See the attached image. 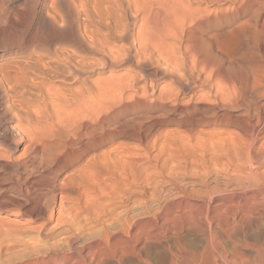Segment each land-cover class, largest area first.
<instances>
[{"label": "bare ground", "instance_id": "bare-ground-1", "mask_svg": "<svg viewBox=\"0 0 264 264\" xmlns=\"http://www.w3.org/2000/svg\"><path fill=\"white\" fill-rule=\"evenodd\" d=\"M66 1H68V0H66ZM66 1H64V2H66ZM75 1L76 0H74V2L72 1L73 2L72 5L68 1L70 7L71 6L78 7V4H80L79 6H80V8H82V10L79 11L80 9L76 8V9H79L76 11V10H74L75 7L73 8L74 11L71 10L73 12L76 11L77 16H75L74 15L75 13L73 14V12H71V11H68V12L66 11V14H64L62 12L63 15L64 16L66 15V16L62 20L63 21L62 24L58 21L61 24L62 28L61 29L59 28V31H57V30L55 31L56 36H53V37L49 36L50 38L45 37L46 39H43L41 41H38V43H35V44H37V47L33 46L35 48L34 51H32V52L30 51L31 53H29V56L28 57H25V56L22 57L23 59L20 61H17L18 60L17 59L16 61L10 60L12 62H9V63H4V64L0 63V65H1L0 66V117H1V122H0V162L1 161L8 162V160H9V161L13 162V164L16 168L17 167L19 168L20 167L19 165H21L23 167H27V164H28L27 162H29V160H26L24 158H20L18 156H17V158L16 157L12 158L13 153L19 148V146L21 144L20 140H22V139H23V142L26 143V145L22 149L24 151V154H26L30 160L31 159L33 160L36 158L39 159V161H38V163H36V165L38 164V166H43L45 164V165L49 166V165L57 163L59 161V163L56 164L57 167H56V169H54L53 174L51 173L52 175L48 174L47 173L48 171H47L46 173L48 175L43 176V178H47L45 180L48 181L46 186L45 185L42 186L40 180H35L34 178H30L29 174H28V178L25 179L28 183H27V186L25 187L26 189H24V188L23 189L26 192L25 194H27L26 195L28 197L27 199L29 201L33 200L35 202L34 205L32 204V206H30L26 209V212L32 213V214L34 213L35 215L38 216L39 219H40L39 216H42V218L45 219L44 224H46V223L48 224L49 222L54 221L53 219L55 218V214H56V213L54 214V206L59 202L58 217L55 220L56 224L49 230L46 237H48L49 235L53 236L55 234L57 236H62V235L65 236L66 235V238L62 237L61 239H57V241L54 244H52L50 246H45V247H42V246H39L36 244L30 246V244H29L30 242H29V243H26L18 251H14V252H10V253L5 252L4 247L0 246V264H84V261L88 262V264H93V262L95 260H96L95 262L97 263V259H99L98 261H101L102 258L106 259V260H112V259L116 260V257L119 258L120 262L123 261L124 259L128 258V257H134L139 264H146V261H148V260H150L156 264L158 262L162 263V264L163 263L164 264H264V240L263 241L260 240V242H259V240H256V238L255 239L253 238L254 240H256V243L254 242L255 244L252 245L253 246L252 250L250 248H249L250 250L247 249L245 247L246 246L245 245L246 243H245L244 244L245 246L242 247L241 250L237 251L235 249V251H232L234 253H230V254H232L231 259H228V257L226 256L227 254L225 255L224 253H221V250H220V252L217 250L218 246H215L213 244L214 241H216V240H214L215 235L210 234V232H214L217 235H218V233L224 235V233H225L224 231L227 232V230H225L224 226L221 225V222H223L225 220L220 222V218L223 216L225 211L229 210V209H231V212H233L235 210L233 212L234 218H232V222L230 221L231 223L227 222V223H225V225L227 227H229L232 232H234V229L237 227L234 224L236 221L235 216H237V215H238V218H239V216H241L240 217L241 223L243 222V220H246L247 223H250L251 221L253 222L254 218L251 217L253 215H250V214L255 209V207L258 206V204H257L258 201H260V202L262 201V204L264 203V191L261 192L262 200H258L256 198L257 196L255 195L253 198H248L244 202V204H242L240 202V200H239V202H237V204H235L236 203L235 202L234 204H232L230 206L229 205L227 206L224 204V202H221L220 205L218 204L219 206L214 205L213 210L211 209V206H210V207L203 209L200 212L196 211V208H195V211L193 209L194 212H191L187 209V207L185 209L182 207L181 201L176 203L173 200L170 201V199H167L166 202H164V204H162V201H161L162 197L160 199V197H159L160 194L159 195L157 194V192L159 190L154 189L157 192L155 191V193H154V199L149 200V201L152 202V206H153V204L155 205L154 209L157 208L159 210V208H160L161 211H159V212L163 213L164 214L163 216H165V218L169 217V219H166V221L161 224L158 222L159 219L158 220L156 219L157 217L156 218L151 217V215L149 214L151 212V207L145 203L147 198L145 197L146 200L144 201V199H143L144 197L143 198L141 197L143 199L142 202L138 201L139 195L137 196L138 191L136 189L132 190V192L134 191L133 194H135V197L133 194L132 195H133V198H136V196H137V198H136V200L138 201L137 209L141 211V214H147V216H142V217H139L140 215L138 217L130 216L131 214H129L130 213L129 211L134 208L136 201L133 202L134 200H132V202L134 203V206L133 205H130V206H133V208L130 207L131 208L130 209L127 206L128 205L127 201L130 200L129 194H131L132 192L130 189V193H129V191H127L128 189L126 190V188H124L125 186H123V185H129L130 187L133 185V186H136V188H137V185H135V183H137V181H135L136 179H135V177H133V175H131L132 176L131 177L129 174H127L126 175L127 177L129 175V177L134 178L133 180L132 179L131 180L135 181V182H132L131 185L129 184L128 179L123 174V173H125L126 167H124V166L126 164H125L124 160L119 159L120 161H122V163L124 162V165H123L124 170L122 169L124 172L121 170L123 173L122 172L120 174L118 173L119 176H117V177L119 179L116 177L117 173L112 172V176L114 174H116L115 176H113V177H115L114 182L118 181V183H117L118 186H120V184L123 183V185L121 184L120 187L123 186V188H121V189H125V190L118 192V194H119L118 202L113 204L112 203L114 201L113 200L112 202H110V203H112L111 205L109 204V202H108L109 205L106 202H103V205H104V203H106L108 206H111L110 207L111 210L108 211L109 209L107 210L106 208H102L108 212L105 213L103 210V212H104L103 213L102 210H100L102 212V213H100L101 215H97V214H99L97 212H99L98 209H100V208L96 206L98 211L96 212V210H95V212H93V214L91 212V214H92V216L93 215H97V216H95V218L92 219L94 216L91 218V217H89L90 214L89 215L86 214V215H88L87 216L88 218L86 217L87 220H86L85 224H83V226L79 227L78 225H81V224L77 220L80 217L79 218H77V217L80 214L82 215V212L80 214L78 213V211L80 210V207H78L79 205L77 203V199H76L77 197L72 199L68 195L69 192L72 191V189L68 186V184L69 183L72 184L73 182L67 183L65 180L63 182V181H61V179H59L60 172H62V171L66 172V173L68 172L67 175L69 176V179L71 181L73 179H75L74 183H77V181L79 180L78 183L81 184L83 182L82 185L84 184V187H85L86 182L84 183V180L86 179V177L84 178V175L91 174L90 178L92 177V175L95 176L93 173H94L95 163L98 164V162L96 161L98 156L95 155L96 153L95 154L89 153L90 151L92 152V149L95 147V146L93 147V143H94L95 138L92 136L93 132L91 130L92 129L91 122L94 123V120L96 119L97 116L100 118L101 114L103 115L104 112L106 113L108 110H110V107H112V108H113V106L115 107V104L117 107L119 105V104L117 105V103H120V102L122 103V101H124L126 99H129V100L132 99L134 102L135 101L134 99L137 100V99L141 98V101L142 100H144V101L142 103H140V100H137V103L138 104H144V105L149 104V103L153 104L155 102L161 104L160 107H161L162 113L160 115L155 114L156 116H158L157 119L158 118L162 119L163 117L167 118L169 115L175 114L178 112L177 118H175L173 120H175L177 125L185 126V128L187 127V129L186 130L184 129L185 131L182 132L181 137H183L184 139H188L192 142L194 141L192 143L193 145L190 143L193 146L192 149H196V148L198 149L199 148V150L201 149V150H203V152H208V153H210V151H220L221 150L220 152L222 153V151L224 152V150L226 152L232 150V151H234V154H235V151L239 150L241 148V146L244 145V146H246V149H247V152H246L247 155L243 154L244 152L242 153V151H239L240 153L238 152L237 154L240 155L242 153L243 155H245V157L247 156L248 159H246V160L247 161L250 160L249 162H252V160H257V161L261 160L264 162V140H263V143L260 144V148L257 147L258 150L256 148V144H258V141L262 138L261 136L264 133V88H262L260 85V83L261 82L263 83V80H264V68L261 66L257 67V65L255 66V68H254V66H251V69L252 68L253 69L248 73V78H247V81H245L246 83L244 82L245 83L244 87H243V85L240 84V82L242 81L243 78L241 79V81L239 80L240 82L234 80L235 82H238V84H240V86H242V87H240L238 84H237L238 86H236V84H235V82H233L232 78L230 79L231 81L230 80H228V81L231 83L233 82V84H235L233 86H229L226 83V81H221L222 80L221 77H220V80L212 82L210 77L203 79L201 77V73L197 74L195 69H194L195 66H194V68H188L186 66L185 62L183 61L184 58L182 60L180 57L181 55L178 56V53H179L178 51L180 49V46H177V43L178 42L181 43L183 40L185 42H191V41L197 40L199 43V46H200V48H202V50L210 52V50L214 49V48L212 47L209 49V47H211L210 46L211 43L209 44V41L207 40V35L210 34V33L208 34L209 28L213 27V26L221 25L224 22H227L230 24L231 28L229 31L231 33L238 31L241 34H244L243 37H245V36H246V38L249 37L251 39V43L253 42L252 43L253 49L258 48L260 46L259 40L262 37V35L264 34V18L262 16V14H263L262 10L264 9V0H248V2L243 1V3H241L242 2L241 1L240 2L241 4L238 7H233L230 13L226 12V10H228V8H227L226 10L224 9L225 12L224 11H215L216 13H213V15L209 11V10H211V8L208 7V3L210 2V0H78V1H80V2H78V4L76 3L77 1L76 2ZM234 1L235 0H233V2ZM229 2H231V1H228V3ZM228 3H226V4H228ZM73 4H75V5H73ZM66 5H67V3H66ZM66 5L64 7H66ZM222 6H221V8L223 9ZM235 6H237V5L235 4ZM67 8H66V10H67ZM62 11H64V9ZM40 14H42V13H40ZM51 15H52L51 17L53 18L54 15L53 14H51ZM61 15L62 14L60 13V16ZM49 17H50V15H49ZM55 17H56V15H55ZM57 17H56V19L53 18L54 19L53 21L57 20ZM81 17H84V19L81 20L80 19ZM43 20H45V19H43ZM51 21H50V23H51ZM60 21H61V18H60ZM55 24H56V21H55ZM132 25H134V27L136 26V29L134 31H133V29H131ZM41 26H40V29H42ZM49 26H50V24H49ZM50 27L53 29L54 27H57V26L53 27V24L51 23ZM228 29L229 28L227 27L226 30H228ZM224 30H225V28H224ZM226 30H225V33H226ZM35 31H34V33H35ZM42 31H43V29H42ZM53 32H54V30H53ZM221 32L223 33L222 30H221ZM233 33H232V35H233ZM28 34H29V32H28ZM40 34H42V33H40ZM220 34H219V36L221 37ZM33 35H32V37H34ZM215 35L216 34L210 35L209 38H211V41L213 40L212 37H214ZM219 36L217 35V38ZM228 36H229V38L231 37L230 35H228ZM234 36H232V37L234 38ZM236 36H237V34H236ZM32 37H30V38L32 39ZM225 37H226V34H225ZM232 37L230 38L231 41H236L235 39L232 40L233 39ZM240 37H241V35H240ZM240 37L237 38L238 43L240 41L243 42L242 40H246L243 38L242 40L239 41L238 39H240ZM263 37H264V35H263ZM38 38H39V36H38ZM41 38H39V39H41ZM230 39L228 41H230ZM213 41L217 42V43L214 42L216 44L215 46H217L219 39H218V41L217 40H213ZM220 41H222V40H220ZM228 41H226V38H225L224 42L227 43ZM231 41H230V43H231ZM32 42H34V41H32ZM238 43H236V44H238ZM246 43H247V40H246ZM232 44H233V42H232ZM232 44H230V45H232ZM236 44L234 46H236ZM244 44H245V42H244ZM226 45H224V43L222 42V47L226 46ZM238 45L241 46V43H239ZM239 46H238V48H242V46L241 47H239ZM243 46H246V45H243ZM217 47H219V46H217ZM226 47H230V46L227 45ZM185 48H186V46H185ZM236 49H237V47H236ZM244 49H246V48L244 47ZM31 50H33V49L31 48ZM217 50H218V48H217ZM219 50H220V48H219ZM221 50H220V52H221ZM222 51H225V49ZM247 51H249V50L247 49ZM185 53H187V49L185 50ZM215 53H217V51ZM249 53H250V51H249ZM179 54H183V53L180 52ZM188 54H190V51ZM188 54H187V56H188ZM97 55L100 58H96ZM4 56H6V55L1 53L0 57H4ZM217 56H218V54H217ZM184 57H185V55H184ZM188 57H190V55ZM200 57H203V56H200ZM14 60H15V58H14ZM7 61H5V62H7ZM124 63L131 64V65H129V68H131V66H132V68L134 67L136 69H138V68L144 69L145 68V69H147V72L149 71L148 75L145 74V76H146L145 79H144V76H142V74H141V77H139L137 75L138 73L134 72L133 71L134 69L131 70L132 69L131 68L130 71H128L127 73L125 71V73H126L125 75L123 73H120V75L118 74L117 76H115L113 74H111L110 76H108V74H107V76H100V75H98L100 77H98L97 75H96L97 77L95 76V73L97 72V68H98V70H99V68H101L100 71L102 69L117 67V66H120V68H122L121 65ZM246 64H248L247 61H246ZM219 68H221V66H219ZM224 68H225V66H224ZM230 68L232 69V66H230ZM248 68H249V65H248ZM221 70H222V68H221ZM232 70H234V69H232ZM236 71L238 72L239 70H236ZM218 72L224 73V70H222V71L219 70ZM223 73H221V74H223ZM216 74L218 75V73H216ZM226 75L228 76V74H226ZM221 76H223V75H221ZM215 77L219 78L218 76H215ZM233 77L236 78V80L238 79L237 78L238 76L235 77V74ZM141 78L144 79V83L136 86L135 84ZM157 78H169L170 81L169 80H167V81H169V83L170 82L171 83H170V85L165 84L164 86L161 85L162 87H159L157 84V81H156ZM223 78H224V76H223ZM67 80H73V83H72L73 85H70L71 81L69 82L70 84L67 83ZM224 80H226V79H224ZM55 81H59L62 84L59 83L60 85H57V83H55ZM65 82H66V84H65ZM223 82L227 85H224ZM67 84H69V86ZM201 87L207 88L208 91L206 94L204 93L205 95L202 94L200 96L201 97L200 98L196 94H197V89L201 88ZM248 89L251 93V95L249 93L250 96L245 95V93ZM130 91H132V93H129ZM185 93L190 94V99L186 100V102H181V97L183 99L182 95ZM201 93H203V92H201ZM139 94H141V95H139ZM207 94L208 95L211 94V96L214 97V100L213 101L206 100L208 98L206 96ZM150 95L156 96V98H154V99L152 98L151 100H149L148 96H150ZM128 102H127L128 104L133 105L132 102L131 103H130V101H128ZM190 105L196 106V107H194L193 111L189 110ZM49 107L52 111L49 110ZM34 108H35V110H34ZM111 112H113V110ZM155 115H151V116L149 115L150 117L149 116L148 117L149 118H151V117L155 118L154 117ZM143 116H144V114H143ZM52 117L55 118V121L52 119ZM139 117H138V119H139ZM141 117H142V115H141ZM103 118H105V116ZM149 118H148V121H149ZM128 119H127V122H128ZM132 119L135 120V125L138 124V123H136L135 117ZM12 120L13 121L16 120L17 123L13 124ZM84 121H86L88 123H86V125L83 126V128H82L81 125ZM97 121H100V120L98 119ZM103 121H105V119ZM137 121L139 122L140 120H137ZM141 121H140V124L143 125V122L141 123ZM144 122H145V120H144ZM168 123H170V122H168ZM228 124H232L233 126H236L238 129H240L241 135L237 133L238 131L234 132V131L229 130L230 132L227 131V133H226V131L222 129L223 131H225L226 135L228 136L227 139H225L226 137L224 138V136H225L224 132L221 131V132H217L214 134V135L220 136V137L217 136L216 139L214 138L216 143L214 142L213 139L211 140V138H210V140H211V142H210L211 145H210V143L206 142L207 140H205V138H204L206 143H203L202 145L197 144L199 141H198V139H196V137H197L196 135H201L200 134L201 132L198 131L199 128H207V129L212 128L214 130V129H220V128H222V126H225ZM103 125H105V123H103ZM138 125H137V127H138ZM108 126H105V127H108ZM123 126H126V125H123ZM128 126L131 127V125H128ZM150 126L152 127L153 125L150 124ZM169 127H172V126H169ZM131 128H135V127H131ZM225 128L226 127H224V129ZM83 129H84V133L80 134L81 130H83ZM105 129H109V128H105ZM113 129H112V131H113ZM119 129H118V131H119ZM160 129H161V127H160ZM160 129H158V130H160ZM212 129H210V131ZM158 130H157V132H158ZM126 131H128V130H126ZM148 132H150V130ZM157 132H155V133L157 134ZM173 132H175V130ZM101 133H102V130L100 132V135H102ZM105 133H106V130H105ZM168 133H170V132H168ZM103 134H104V131H103ZM142 134H143V132H142ZM193 134H196L195 138L192 137ZM132 135H134V133ZM175 135L176 134H174V137H175ZM222 135H224V136L222 137ZM158 136H159V134H158ZM166 136H169V137L171 136V140L174 138L172 135H166ZM71 137L73 138V140L70 139ZM84 137H86L88 141L86 140V142H84V144L81 147H77V149H73L74 144L76 145V143L81 141L82 138H84ZM159 137H164V136L160 135ZM211 137H212V135H211ZM218 137H219V139H218ZM243 137H245V138L247 137L248 143H246L247 141L246 142L242 141ZM191 138L192 139L194 138L198 142L196 143V141L191 140ZM220 138L225 139L226 141L229 139L228 141H231V142L224 143L225 141L223 140L224 142H222V140H221V142H222L221 143ZM174 139L177 140L176 138H174ZM199 139H201V138H199ZM168 140H169V138H168ZM178 141L179 140H177L176 142L172 141L170 144L175 143V145H177ZM212 141L214 143H212ZM145 142H147V141H145ZM163 142H164V140H163ZM179 142H182V141H179ZM202 142H204V141H202ZM194 143H196V144H194ZM207 143H209V145ZM162 145L165 146L164 143ZM178 145H177V147L179 148ZM113 146H112V149L114 151L115 148L118 146L116 145V147H114V148H113ZM170 146L171 145H169V147ZM147 147H149L148 143H147ZM153 147H151V148L153 149ZM180 147H182V146L180 145ZM120 148H122V147L120 146ZM183 148H184V146L182 147V149ZM112 149H111V151H112ZM122 149L120 151H122ZM162 149H164V148H161L159 150H160V152H163V154L156 152L158 155H160V156H158L159 162L162 161V160H159V158L162 157V155L167 154L166 152L161 151ZM174 149H176V148H174ZM244 149H245V147H244ZM166 150H167V148L165 149V151ZM170 150H168V152ZM240 150H242V149H240ZM111 151H108V153L110 154ZM116 151H117V149H116ZM116 151H115V154H116ZM120 151H118V152H120ZM125 151L127 152V150H125ZM149 151H148V153H149ZM106 152H103L102 155L99 153L98 154L101 156H105L106 154L109 155ZM126 152L122 151V153L121 152L120 153L123 154ZM178 152H180V151H178ZM182 152H180V153H182ZM220 152L218 153V158H219ZM131 153H133V152L129 151V155ZM148 153H147V156H149V157H147L144 154L143 155L146 156L147 159L149 158L148 160H150V159H152L153 156L152 157L150 156L152 153H150V155H148ZM164 153H166V154H164ZM170 153H172V150ZM180 153L179 154L177 153L178 157H179ZM196 153H198V152H196ZM199 153H198V155H200ZM121 154L118 153V155H121ZM174 154H175V152H174ZM212 154H213V152L210 155H212ZM226 154H228V153H226ZM231 154H233V152ZM242 154H241V158L244 157V156L242 157ZM132 155L134 156V153ZM132 155L129 156V159H130V157H132ZM138 155H139V153H138ZM143 155H142V157L145 158ZM192 155H193V153H192ZM19 156H22V155L20 154ZM110 156L112 157V152H111ZM115 156H117V155H115ZM115 156L113 154V157H115ZM121 156H124V155H121ZM140 156H141V154H140ZM154 156H156V155H154ZM172 156H171V159H174V158H172ZM181 156L182 155H180L179 158L184 159V157H181ZM185 156H187V155H185ZM190 156H191V154H190ZM208 156L209 155H207L206 157H208ZM223 156H224V154H223ZM107 157H109V156H107ZM113 157L111 159H113ZM126 157H128V156H126ZM178 157H177V160H180ZM188 157L189 156H187L186 158H188ZM210 157L207 158L204 162L208 161V159H209L210 160L209 162L211 165V162L213 161V160L211 161V159H213L214 157H213V155ZM225 157H223V158H225ZM228 157H229V155L227 156V158ZM101 158H103V157H101ZM175 158H176V156H175ZM201 158L199 157L198 161L202 165L204 158L202 159V162H201ZM220 158H219V160H222ZM239 158H240V156H239ZM103 159H106V157H104ZM123 159H125V158L123 157ZM154 159L157 160L155 157H154ZM154 159H153V161H154ZM168 159H169V157H168ZM168 159L164 160L165 161L164 164L167 163L166 161ZM101 160H98L100 162L99 164H101V163L103 164V161H101ZM107 160H108V158H107ZM107 160L104 161V164H106L107 162H110ZM109 160H110V158H109ZM133 160L134 159H132V161ZM140 160H143V159H141V157H140ZM192 160H195L197 162L195 156L191 159V161H190L191 163H192ZM241 160L242 159H240V161ZM112 161H114V162H112ZM112 161L111 162L115 165V161H117V160H112ZM136 161H138V160L135 159V162ZM172 161L177 162L175 159ZM195 161L193 162L194 166L196 163ZM226 161L227 160L223 161L224 164L222 163V161L221 162L219 161V163H221L220 165L222 166L221 169L223 168V165L225 166V165L229 164V163L225 164ZM82 162H85V163L82 164ZM130 162H131V160H130ZM143 162H145V161H143ZM175 162H171V163L174 164ZM179 162H182V161H178V163ZM228 162H231V160ZM243 162L245 163L244 159H243ZM146 163H144V164H146ZM214 163H215V161H214ZM216 163H218V162L216 161ZM219 163L215 164V165H218V168H219V169L216 168V170L220 171L221 169L219 167ZM247 163L248 162H246L245 164H247ZM119 164H120L119 162H116L115 166L117 167V166H119ZM161 164H162V162L160 163V165ZM188 164H190V163H188ZM240 164L241 163H239L240 167L237 166V167H239V169H241V167H242V165H240ZM249 164H247V165H249ZM110 165H111V163H110ZM179 165H180L179 167H183L185 164L182 165L180 163ZM231 165H232V163H231ZM247 165H246V167H247ZM100 166L104 167L103 165H100ZM100 166L98 165V167H100ZM106 166H107V170H108L109 169L108 168L109 163L106 164ZM112 166L113 165H111L110 168H112ZM115 166L113 168L117 169ZM136 166H137L136 168H135V164L132 166V167H134L133 168L134 171H137L136 169H138V167H140L139 165H136ZM166 166L164 165V167H163V165H162L163 169L160 168V166H159V168L164 171V168L166 169ZM168 166L171 168L170 165H168ZM172 166H175V165H172ZM198 166L200 167V164ZM198 166L196 164L195 167L197 168ZM203 166H206V164L202 165V167ZM233 166H231V167L229 166V167L233 169L236 167V164H235V167H233ZM249 166H248V168H249ZM98 167H96V168L98 169ZM127 167H128V165H127ZM130 167H128V168H130ZM149 167H151V166L149 165ZM175 167H176V169L174 171H176L179 168L177 165ZM210 167L212 168V166H210ZM229 167H227V168H229ZM256 167H258V166H256ZM46 168H48V167H46ZM120 168H122V166ZM128 168H126V170ZM187 168H188V166H187ZM192 168H194V167H192ZM192 168H189L187 170H190ZM203 168H201V170H203ZM206 168H208V167L204 168L205 171H206ZM211 168H209V169L211 170ZM248 168H246V169H248ZM259 168H257V169H259ZM33 169H35V168H33ZM49 169H50V167H49ZM97 169H95V170H97ZM102 169H104V168H102ZM147 169H150V168H147ZM179 169H181V168H179ZM184 169L185 168H183L182 171ZM194 169L192 171H194ZM209 169H207V170H209ZM242 169L244 170V167H242ZM36 170H39V168H36ZM41 170H42V168H41ZM98 170L101 171L100 169H98ZM104 170H105L104 171V173H105L107 171L106 167ZM119 170H118V172H120ZM139 170H141V168H139ZM143 170H144V168H143ZM154 170H155V168H154ZM167 170H169V169H167ZM201 170L197 169V171L200 172V174H202ZM222 170H224V169H222ZM222 170H221V172H222ZM225 170H226V168H225ZM236 170L233 172L234 173L237 172ZM243 170L241 173L242 176L244 174L246 175V173H247L246 172L243 174V172H244ZM28 171H29V169H28ZM130 171H132V170H129V173H131ZM144 171H143V173L148 174L147 173L148 171L147 172L146 171L144 172ZM169 171L171 173L173 172L172 170H169ZM182 171L179 170V172H182ZM186 171H184V172H186ZM195 171H196V169H195ZM228 171H229V169H228ZM228 171L223 172L222 174L224 175V173H229ZM247 171H249V170H247ZM32 172H35V170H33ZM138 172H140V171H137L135 174L137 175ZM152 172L153 173H151V174L153 175L154 171H152ZM164 172L166 173L167 171H164ZM164 172H162V173H164ZM184 172H182V176L184 175L183 174ZM190 172H191V170H190ZM203 172H204V170H203ZM211 172L214 174L213 170H211ZM22 173L24 174V172H22ZM141 173H142V171L140 172V174ZM194 173H196V172H194ZM204 173H206V172H204ZM212 173H211V175H212ZM234 173H233V176H234ZM250 173L247 174L246 176L244 175L246 177V178L243 177V178H245V180L242 178L244 182H241V177L239 179L238 176L236 175L234 180H236V177H237L239 179V180L237 179L239 181V182L238 181L237 182H238V184H241V186L237 187L236 184L234 183L235 186L233 184L232 187H236V188H231V189H238V188L247 189L249 187L251 189V186L254 187V185H256V184H258V187L263 186V185L259 184L260 182L259 183H257V182L262 178L261 176L264 175V172L262 170L260 171V173H263V175L262 174L259 175V172L258 173L256 172V174L259 175L258 177L256 175V177L259 178V180L257 182L255 181L256 184H254V185L250 184V181L252 180V182H253V179L257 180V178L254 176L255 178L252 177V179H250L251 178V177L249 178ZM146 174H141V175H137V176H140V177L142 175L146 176ZM166 174H165V176H166ZM219 174H218V176H219ZM253 174H254V172H253ZM104 175H103V177L105 179ZM152 175H150V176H152ZM99 176H98V178H99ZM148 176H149V174L147 175L146 179L148 178ZM176 176L175 177L172 176V180L173 179L175 180ZM179 176H177V177H179ZM185 176L188 177L186 174H185ZM196 176H199V173H198V175L196 173ZM202 176L201 177L203 178V181H205L204 180L205 176L204 175H202ZM216 176L217 175H215L214 178H216ZM220 176H221V174H220ZM251 176H252V174H251ZM108 177H110V176H108ZM154 177H156V176H154ZM167 177L171 178V176H167ZM207 177H209V176H207ZM221 177L223 178L224 176H221ZM8 178H6V179H8ZM64 178L65 177H63V179ZM66 178H68V177H66ZM87 178H89V176ZM90 178H89V180L92 181L93 177L91 178L92 180ZM101 178L102 177H100V179ZM116 178H117V181H115ZM136 178L138 180V177H136ZM141 178H142V180H144L143 179L144 177H141ZM149 178H148V182L151 181V183H152L153 180H149ZM159 178H161L160 175H159V177H156V179H159ZM170 178H167V179H170ZM202 178H200V179L202 180ZM214 178H212V179L214 180ZM222 178H221V180H222ZM227 178H228V176H227ZM11 179H13V178H11ZM163 179H165V178H163ZM179 179H181V178H178L177 181ZM216 179H218V178H216ZM232 179H233V177H232ZM263 179H262V182L264 181ZM86 180H88V179H86ZM142 180L140 182L141 185H145L142 182ZM181 180H179V182L182 184L185 182L186 179L183 180L184 182H181ZM195 180H198V179H195ZM248 180H250V181H248ZM107 181H109V179L106 180V182H105L106 184H108L106 187H105L106 184L103 183L104 180L102 183L104 185L103 186L104 188L109 189V183H107ZM111 181H109V182H111ZM159 181H156V183H158ZM165 181L167 182L169 180H165ZM177 181H175V184L177 183ZM218 181H216V182H218ZM224 181H222V184L221 183L220 184L221 185L225 184L226 185L225 187L228 188L230 185V182L232 180L230 181V179H229V180H227V182H224ZM138 182H139V180H138ZM148 182L146 181L145 183H148ZM161 182H163V181H160V183ZM188 182L189 181H187V183ZM198 182H196V183H198ZM211 182H212V180H211ZM248 182H249V184H247ZM87 183H88V181H87ZM94 183H97L96 179H95ZM151 183H149V186L151 185ZM160 183H158V184H160ZM201 183H203V182H201ZM113 184L114 183H112V186H110V187H114ZM214 184H215V182H214ZM178 185H179V183H178ZM72 186H74V184H72ZM94 186H97V185L94 184ZM100 186L102 187L101 184L99 185V187ZM118 186H117L116 191H119ZM129 186L127 188H129ZM149 186H147V187H149ZM152 186L154 187L155 185H153V183H152ZM156 186H157V184H156ZM180 186L183 187L182 185H179V187ZM37 187H39V188H37ZM87 187H89V186H87ZM143 187L146 188L145 186H143ZM176 187H178V186H176ZM186 187H187V184H186L185 188ZM205 187H208V185ZM212 187H215V186H211L209 188L211 189ZM219 187H220V185H219ZM258 187H255V188H258ZM35 188H37V190L39 191V193L36 194L37 199H34L33 195L31 194L32 191L33 192L37 191ZM114 188H116V187H114ZM166 188H170V187H165V190H166ZM218 188L215 187L212 189L214 192L216 191L214 189L219 190L218 192L223 191V190H221V188L220 189H218ZM100 189H101V191L100 190H98V191L101 193H99L98 195L102 194V192H104V191H107L106 189L104 191H102V188H100ZM110 189L112 190V188H110ZM110 189H109V191L111 192ZM150 189H148V190L150 191ZM181 189L179 190L180 192H178V190H177V192L181 193ZM186 189H184V187H183V190L186 191ZM263 189H264V187H263ZM144 190L142 189L141 191H143V193H144ZM162 190H164V188ZM170 190H171V188H170ZM200 190H201V188L200 189L198 188V190H196V189L194 190V188H193L191 191H193L192 193L196 198H199L203 202L205 201V199H208L210 196H211L210 198H212V196H214V195H211V193L212 194L214 193V192H212V190L211 191L209 190L211 193L203 192L204 190H202V191H200ZM1 191H3V190H1ZM112 191H115V190L113 189ZM141 191H139V192L141 193ZM173 191L174 190H172V192ZM227 191L225 188V192H227ZM238 191H239V189H238ZM247 191H248V189H247ZM247 191H243V193H241V194H244V192H247ZM151 192H153V191H151ZM167 192H166V195H167ZM106 193H105V195H106ZM143 193H141V194H143ZM158 193H160V192H158ZM182 193H183V191H182ZM186 193L188 194L189 192H186ZM111 194H112V192L110 193V195ZM147 194L148 193H146L145 195L147 196ZM161 194H162V191H161ZM168 194H170V193L168 192ZM216 194L218 195V193H216ZM235 194L236 193L234 192V195ZM108 195H109V193H108ZM180 195H182V194H180ZM193 195L191 197H193ZM234 195H233V197H235ZM85 196H87L86 200H88L87 203H90V205L93 204L94 201H93V203H91V202H89V200H95L96 198L98 199V197H99V196H96V193H94V191L92 192L91 190H90V192L86 190ZM175 196H173V197H175ZM243 196H245V195H243ZM247 196H248V194H247ZM17 197L18 196H16V198ZM101 197H103V196H101ZM12 198H13V196H12ZM12 198L10 197V199H12ZM141 198H139V199H141ZM168 198H172V197H168ZM184 198H186V197L184 196ZM196 198H195V200H196ZM97 199L95 201L100 200V199L99 200H97ZM148 199H149V197H148ZM176 199H177V197H176ZM174 200H175V198H174ZM256 200H258L257 203L255 202ZM163 201H164V199H163ZM6 202L7 201H3L2 203H6ZM84 202H85V200H84ZM129 203H130V201H129ZM24 204L25 203H23V205ZM98 204L101 205L102 202H101V204L100 203H98ZM88 205L85 206L84 208L87 209V207H88V210H89L90 205L89 206ZM93 205H95V203ZM108 206H105V207H108ZM93 207L95 209V206H93ZM127 207L130 210H128ZM118 209L119 210L123 209V210L118 211ZM157 209H156V211H157ZM218 209L221 210L222 212L221 213L216 212V210L219 211ZM232 209H233V211H232ZM84 212H85V210H84ZM159 212H157V213H159ZM258 212L260 214L263 213L260 211H258ZM154 213H155V211H154ZM154 213H153V215H154ZM77 214H79V215L77 216ZM157 216H159V215H157ZM230 216H231V214H230ZM161 217H160V219H162ZM34 218H35V216H34ZM83 218H85V217H83ZM200 218L202 220H205L204 221L205 224H203V226H201L200 229H202V231L208 232L210 234V238H209L210 241L208 238H206V239H208V241L210 242L209 243L210 245L209 244L208 245L211 246L212 248H210L208 246L210 251L206 252V255H200L199 254V256L197 255L198 257H195L194 254L191 253L192 250H191V252L178 250L177 251L178 253L176 252L177 254H174V252L172 253L168 249L164 248V245H163L164 241L162 239L164 237H166L164 235L165 233L170 232V231L172 233V231H173L172 234H174L175 231H178V230L183 231L184 230L187 233L188 237L190 236L189 238L191 239V233L190 232L196 228V224L194 223V220L195 219L200 220ZM229 218L230 217H228V219ZM262 218L264 219V217H262ZM222 219H223V217H222ZM80 220H82V217ZM78 222H79V224H78ZM201 222H203V221H201ZM262 222H259V224ZM263 224H264V222H263ZM97 225H99V227ZM241 227H243V226H241ZM248 227H249V225H248ZM64 229H66L67 232L63 231ZM237 230H238V228H237ZM36 231H38V230H36ZM85 231H87V232H85ZM255 231L256 230H254V232ZM10 232H13V231H10ZM229 234H230V232L228 233V235ZM174 235H171V236H174ZM168 236L166 238H169ZM243 236H245V233L243 234ZM243 236H242V238H243ZM31 237H32V235H31ZM43 237L44 236H42V238ZM82 237L83 238L87 237L86 238L87 242L84 243V239H82L83 244L80 245V247L74 246V244H75L74 242L78 239L81 240ZM207 237H209V236L207 235ZM2 238H4V237H2ZM195 238H197V237H195ZM202 238H203V236H202ZM257 238H259V237H257ZM34 240H35V237H34ZM65 240L68 241V246L65 245L66 247L64 246V243H67V242H65ZM164 240H165V238H164ZM184 240H185V238H184ZM230 240L231 239H229V241ZM173 241H174V238H173ZM191 241H192V239H191ZM191 241H189V242H191ZM103 242H108V243L112 242L111 249H112L113 254H110V253L108 254L107 251H109V250H107V249L103 250L102 249L101 244H103ZM178 242H180V241H178ZM242 242H246V241H242ZM1 243H3V242H1ZM195 243H197V242H195ZM175 244L176 243H174V245ZM108 245H110V243ZM139 245H142V247L138 248ZM169 245H171V244H168V246ZM183 245H184V243H183ZM188 245H189V243H188ZM229 245H228V247H229ZM204 246L206 247V245H204ZM204 246L201 250L204 249ZM94 247L96 248V251H92V249ZM196 247H197V245H196ZM219 247H220V245H219ZM168 248H171V247H168ZM176 248H177V246H176ZM185 248L187 249V247H185ZM208 248L206 247L205 249H208ZM223 251H225V250H223ZM229 251H230V249H229ZM141 252L144 253V256L146 257L147 260H145L144 258H143L144 260L141 259V257L139 256V253H141ZM225 253H226V251H225ZM148 263L150 264V262H148ZM119 264H121V263H119ZM134 264H136V263H134Z\"/></svg>", "mask_w": 264, "mask_h": 264}, {"label": "rangeland", "instance_id": "rangeland-1", "mask_svg": "<svg viewBox=\"0 0 264 264\" xmlns=\"http://www.w3.org/2000/svg\"><path fill=\"white\" fill-rule=\"evenodd\" d=\"M64 1H66V0H0V55H1V53L2 54H5L6 56H4V57H0V63L1 64H4V63H9V62H12V61H16L17 59V61H20V60H22L23 58L22 57H28L29 56V53H31L32 51H34V47H37V44H35V43H38V41H41V40H43V39H46V38H50V37H53V36H56V30L57 31H59V28L61 29L62 28V26H61V24L63 23V18L66 16H64L63 15V13L64 14H66V11L68 12V11H71V10H73V8L75 7V6H71L70 7V5H69V3H68V1L70 2V4L72 5V3L74 2V0H68V1H66V2H64ZM73 1V2H72ZM77 1V2H76ZM75 2L78 4V2H80V1H78V0H76ZM228 1H231V2H229L228 3ZM242 1V2H241ZM243 1L244 2H248V0H235L234 2H233V0H210V2L208 3V7H210L211 8V10H209L211 13H212V15H213V13H216L215 11H224L225 12V10L228 8V10H226V12H228V13H230L231 12V10H232V8L233 7H238L241 3H243ZM236 2V3H235ZM241 2V3H240ZM66 3H67V5H66ZM215 3V4H214ZM218 3V4H217ZM226 3H228V4H226ZM237 5V6H235V4ZM66 5V7H64L65 5ZM210 4V5H209ZM220 4V5H219ZM234 4V5H233ZM69 5V6H68ZM73 5H75V4H73ZM80 4H78V7H75L74 8V10H79V11H81L82 10V8H80V6H79ZM215 5V6H214ZM217 5V6H216ZM223 5V6H222ZM214 6V7H213ZM221 8V6L223 7V9L221 8H219V7ZM69 9H68V8ZM213 7V8H212ZM226 7V8H225ZM230 7V8H229ZM66 8H67V10H66ZM76 8H79V9H76ZM209 8V9H210ZM216 10H215V9ZM41 9V10H40ZM64 9V11H62ZM218 9V10H217ZM220 9V10H219ZM225 9V10H224ZM43 10V11H42ZM73 10V11H74ZM73 11H71V12H73ZM73 12V14L75 15V16H77L76 15V13L77 12ZM214 11V12H213ZM263 11V14H262V16H263V18H264V9L262 10ZM38 12V13H37ZM48 12V13H47ZM56 12V13H55ZM63 12V13H62ZM40 13H42V14H40ZM46 13V14H45ZM60 13L62 14L61 16H60ZM50 15V17H49V15ZM51 14H53L54 16H53V18L55 17V15H56V17H57V20H55L56 21V24H55V21H53L54 19H56V17L53 19L51 16ZM16 15V16H15ZM44 15V16H43ZM82 16V15H81ZM49 17V18H48ZM60 18H61V21H60ZM43 19H45V20H43ZM50 19V20H49ZM59 19V20H58ZM81 20L82 19H84V17H81L80 18ZM52 20V21H51ZM50 21H51V23L53 24V27L54 26H57V27H54L53 29L50 27L51 26V23H50ZM61 23H59V22ZM54 22V23H53ZM41 23V24H40ZM59 23V24H58ZM40 24V25H39ZM49 24H50V26H49ZM59 26H58V25ZM133 24V23H132ZM229 23H227V22H224L223 24H221V25H217V26H213V27H210L209 28V30L211 31H209L208 30V34L209 35H207V40L209 41V44L211 43V47H209V49L210 48H214V49H211L210 50V52L209 51H204V50H202V48H200V46H199V43H198V41L197 40H195V41H191V42H185L184 40V42L182 41L181 43L180 42H178L177 43V46H180V49H179V53L181 52V53H183V54H179L178 53V56H180L181 57V59L183 60V58H184V62H185V64H186V66L188 67V68H194V66H195V71H196V73L197 74H199V73H201V77L204 79V78H208V77H210L211 78V80H212V82H215V81H217V80H220V77L222 78V80L221 81H226V83L229 85V86H233V85H235L236 84V86H240V84L241 85H243V87L245 86V81H247V78H248V73L253 69H251V66H254V68H255V66L257 65V67H263L264 68V37H263V35H262V37L260 38V40H259V47L258 48H254L253 49V42L251 43V39L249 38V37H247L246 38V36L245 37H243V35L244 34H241L240 32H238V31H235L234 33H233V35H232V33L229 31L230 30V24L228 25ZM34 25V26H33ZM39 27H38V26ZM42 25V26H41ZM227 25V26H226ZM40 26L42 27V29H43V31H42V29H40ZM45 26V27H44ZM61 26V27H60ZM39 29H38V28ZM218 27V28H217ZM227 27L229 28L228 30H226L227 29ZM45 28V29H44ZM224 28H225V30H226V33H225V30H224ZM34 29V30H33ZM38 29V30H37ZM131 29H133V31L136 29V26L134 27V25H132L131 26ZM216 29V30H215ZM29 30V31H28ZM36 30V31H35ZM53 30H54V32H53ZM221 30L223 31V33L221 32ZM34 31H35V33H34ZM38 31V32H37ZM214 33H213V32ZM28 32H29V34H28ZM228 32V33H227ZM237 32V33H236ZM39 33V34H38ZM40 33H42V34H40ZM221 33V34H220ZM239 33V34H238ZM34 34V35H33ZM36 34V35H35ZM50 34V35H49ZM54 34V35H53ZM211 34H216L214 37H212V39L213 40H217L218 41V39H219V41L220 40H222V41H218V45L217 46H219V47H217V46H215L216 44L215 43H217L216 41H211V38H209L210 37V35ZM219 34L221 35V37L219 36ZM225 34H226V37H225ZM236 34H237V36H236ZM32 35L34 36V37H32ZM46 35V36H45ZM217 35L219 36L218 38H217ZM228 35H230L231 37L232 36H234V38L232 39V40H236L237 41V38H239L240 37V35H241V37H240V39H238L239 41L240 40H242L243 38L244 39H246L247 40V43H246V40H242L243 42H239V43H241V46H242V48H238V41L236 42V41H231V37L229 38V36ZM32 37V39L30 38V37ZM38 36H39V38H41V39H39L38 38ZM44 36V37H43ZM50 36V37H49ZM224 36V37H223ZM37 37V38H36ZM46 37V38H45ZM216 38V39H215ZM224 40H223V39ZM225 38H226V41H228L229 39H230V41H231V43H230V41H228L230 44H232V42H233V44L232 45H230L228 42L226 43V42H224L225 41ZM39 39V40H38ZM32 41H34V42H32ZM211 41V42H210ZM29 42V43H28ZM31 42V43H30ZM215 42V43H214ZM222 42L224 43V45H228V46H230V47H226V46H223L222 47ZM244 42H245V44H244ZM252 44H250V43ZM180 43V44H179ZM221 43V44H220ZM226 43V44H225ZM236 43H238V44H236ZM221 46H220V45ZM236 44V46H234ZM246 45V46H243V45ZM26 45V46H25ZM198 45V46H197ZM28 46V47H27ZM31 46V47H30ZM34 46V47H33ZM185 46H186V48H185ZM241 46H239V47H241ZM191 49H189V48ZM236 47H237V49H236ZM244 47L246 48V49H244ZM31 48L33 49V50H31ZM217 48H218V50H217ZM219 48H220V50L222 49V50H224L225 49V51H222L221 50V52H220V50H219ZM234 48V49H233ZM11 49V50H10ZM18 51H17V50ZM187 49V53H185V50ZM189 49V50H188ZM247 49L250 51V53H249V51H247ZM20 50V51H19ZM181 50V51H180ZM17 51V52H16ZM23 51V52H22ZM26 51V52H25ZM31 51V52H30ZM189 51H190V54H188L189 53ZM217 51V53H215V52ZM229 51V52H228ZM227 52V53H226ZM187 54H188V56L190 55V57H188L187 56ZM215 54V55H214ZM217 54H218V56H217ZM221 54V55H220ZM223 54V55H222ZM184 55H185V57H184ZM244 55V56H243ZM183 56V57H182ZM198 56V57H197ZM200 56H203V57H200ZM217 58H216V57ZM250 56V57H249ZM15 58V60H14V58ZM11 58V59H10ZM96 58H100L98 55L96 56ZM197 58V59H196ZM244 58V59H243ZM248 58V59H247ZM238 59V60H237ZM8 60V61H7ZM10 60H12V61H10ZM228 60V61H227ZM5 61H7V62H5ZM196 63H195V62ZM237 61V62H236ZM246 61H247V63L248 64H246ZM253 63H252V62ZM193 62V63H192ZM225 62V63H224ZM127 66H126V65ZM235 64V65H234ZM253 64V65H252ZM129 65H131V64H129V63H124V64H122L121 66H122V68H120V66H117V67H111V68H106V69H102L101 71H100V69L101 68H99V70H98V68H97V72L95 73V76L97 75H100V76H107V74H108V76H110L111 74H113V75H115V76H117L118 74L120 75V73H123L124 75L128 72V71H130V69L132 68V66H131V68H129ZM247 65V66H246ZM248 65H249V68H248ZM1 66V65H0ZM219 66H221V68H222V70H224V73L223 72H218L219 70L220 71H222L221 70V68H219ZM224 66H225V68H224ZM230 66H232V69H234V70H232L231 68H230ZM217 68V69H216ZM219 68V69H218ZM134 69V70H133ZM216 69V70H215ZM226 69V70H225ZM228 69V70H227ZM249 69V70H248ZM107 70V71H106ZM131 70H133L134 72H136V73H138L137 75L139 76V77H141V74H142V76H144V79H145V74L146 75H148V72H147V69H140V68H138V69H136V68H132ZM212 70V71H211ZM215 70V71H214ZM218 70V71H217ZM236 70H239L238 72L236 71ZM115 71V72H114ZM122 71V72H121ZM124 71V72H123ZM125 71H126V73H125ZM139 71V72H138ZM143 71V72H142ZM233 71V72H232ZM236 71V72H235ZM118 72V73H117ZM147 72V73H146ZM208 72V73H207ZM215 72V73H214ZM103 73V74H102ZM210 73V74H209ZM214 73V74H213ZM216 73H218V75L216 74ZM221 73H223V74H221ZM228 74V76L226 75V74ZM235 74V77H237L238 79L236 80V78H234L233 76H234V74ZM241 73V74H240ZM122 74V75H123ZM209 74V75H208ZM225 74V75H224ZM239 74V75H238ZM220 75V76H219ZM221 75H223L224 76V78H223V76H221ZM231 75V76H230ZM96 76V77H97ZM100 76H98V77H100ZM212 76V77H211ZM215 76H218L219 78H216ZM227 76V77H226ZM240 77V78H239ZM143 78V77H142ZM140 79L135 85L137 86V85H141V84H143L144 83V79ZM232 78V80H233V82H235V81H241V79H242V81L240 82V84H238V82H235V84H233V82L231 83V82H229L228 80H230ZM159 79V80H158ZM224 79H226V80H224ZM166 80V81H165ZM167 80H169L170 81V79L169 78H157L156 79V81H157V84H158V86L159 87H162L161 85H170V83H169V81H167ZM235 80V81H234ZM71 81V82H70ZM231 81V80H230ZM71 84H70V83ZM245 82V83H244ZM55 83H57V85H60V84H62L61 82H59V81H55ZM60 83V84H59ZM67 83H69L70 85H73L72 83H73V80H67ZM224 83V82H223ZM65 84H66V82H65ZM69 84H67L68 86H69ZM227 84H225L224 83V85H227ZM232 84V85H231ZM238 84V85H237ZM260 85H261V87L262 88H264V80H263V83L261 82L260 83ZM240 87H242V86H240ZM46 91V90H45ZM207 91H208V89L207 88H198L197 89V94L196 95H198V97H200L202 94L203 95H205L206 93H207ZM201 92H203V93H201ZM47 93V92H46ZM129 93H132V91H130ZM205 93V94H204ZM249 93H250V91H249V89L246 91V93H245V95L247 96V95H249ZM139 95H141V94H139ZM250 95H251V93H250ZM249 95V96H250ZM183 96V99H182V97H181V102H186V100H189L190 99V94H188V93H185V94H183L182 95ZM207 97V99L206 100H209V101H213L214 100V97L213 96H211V94L210 95H206ZM149 98V100H151L152 98L154 99V98H156V96H148ZM201 98V97H200ZM252 98V97H251ZM135 101L133 102V100L132 99H126V100H124V101H122V103L120 104V103H117V107H116V104H115V107L113 106V108L112 107H110V110L112 111L113 110V112H111L110 110H106L107 112L105 113H103V115L101 114V116H100V118L97 116L96 117V119L94 120V123H92L91 122V127H92V136L95 138H93L94 139V143H93V147L95 148H93L92 149V152L90 151L89 153H96L95 155L96 156H98L97 157V159H96V161L98 162V164L97 163H95V168H94V175L95 176H93L92 175V179L90 178V176H91V174H88V175H84V178L86 177V179H88V180H84V183H85V187H84V184L82 185V183L80 184V183H78V181H77V183H74V180L75 179H73L72 181L69 179V176L67 175L68 174V172L66 173V172H64V171H62V172H60V174H59V179H61V181H63L64 182V180L67 182V183H69V182H73L72 184H74V186H72V184L71 183H69L68 184V186L72 189V191H70L69 192V197H71L72 199L73 198H76L77 199V203H78V207H80V210L78 211V213L80 214L81 212H82V215L80 216L79 214H77V218H79L77 221H79L80 222V224L81 225H78L79 227L80 226H83V224H85V222H86V217L89 215V217H93L92 219H94L95 218V216H97V215H101L100 213H102L103 212V210L104 209H102V208H106L108 211H110L111 209H110V207L111 206H108L109 204L111 205L112 203L113 204H115V203H117L118 202V196H119V194H118V192H121L122 190H125V189H121V188H123V186H125L124 188H126V190L127 191H129V193H130V189H131V192H132V190H137L138 191V194H137V196L139 195V197H138V201L139 202H142V200L144 199V201L146 200L145 199V197L147 198V200L145 201V203L148 205V206H150L151 207V212L149 213L150 215H151V217H154V218H156L157 220H158V222L159 223H164L165 221H166V219H169V217H166L165 218V216H163L164 214L163 213H160L159 211H161L160 210V208H159V210L157 209V211H156V209H154L155 208V205L153 204V206H152V202L151 201H149V200H152V199H154V193H155V191L156 190H159L158 192H160V193H158L157 191V194L159 195V197H160V199H161V197H162V204H164V202H166V200L167 199H170V201H174V202H176V203H178V202H182V207L185 209L186 207H187V209L189 210V211H191V212H194L195 211V208H196V211H198V212H200V211H202L203 209H205V208H207V207H210L211 206V209L213 210V207H214V205L216 206H219L220 205V203L221 202H224V204L225 205H232V204H234L235 202V204H237V202H239V200H240V202L242 203V204H244V202L248 199V198H253L255 195L257 196L256 198L258 199V200H262V198H261V196H262V194H261V192H263L264 191V189H263V187H264V181L262 182V179L264 178V175H263V173H260V171L262 170L263 172H264V162L263 161H261V160H259V161H257V160H252V162H249L250 160H246V159H248V157L246 156L245 157V155H243V154H246V152H247V149H246V146H241V148L240 149H242V150H237V151H235V154H234V151H225L224 150V152L222 151V153L220 152V151H210V153H208V152H203V150H199V148L197 149H192L193 148V142L192 141H190V140H188V139H184L183 137H181V135H182V132H184L186 129H187V127L185 128V126H179V125H177L176 124V122H175V120H173V119H175V118H177V116H178V112L177 113H175V114H171V115H169L167 118L166 117H163L162 119L161 118H158L157 119V117L158 116H156L157 114L158 115H160L162 112H161V104H159V103H157V102H155V103H153V104H151V103H149V104H146V105H144V104H138L137 103V100H140V103H142L144 100H142L141 101V98L140 99H134ZM184 100V101H183ZM252 100V99H251ZM128 101H130V103L132 102L133 103V105H130V104H128L129 102ZM128 102V103H127ZM135 103V104H134ZM151 105V106H150ZM155 105V106H154ZM34 107V106H33ZM194 107H196L195 105H190L189 106V110L190 111H193L194 110ZM134 109V110H133ZM155 111H154V110ZM34 110H35V108H34ZM49 110L50 111H52L51 109H50V107H49ZM117 110V111H116ZM116 111V112H115ZM143 111V112H142ZM147 113H146V112ZM115 112V113H114ZM138 113V114H137ZM143 114H144V116H143ZM147 114V115H146ZM156 114V115H155ZM109 115V116H108ZM131 115V116H130ZM141 115H142V117H141ZM151 115H155L154 117L155 118H153V117H151V118H149ZM105 116V118H103ZM140 116V117H139ZM149 116V117H148ZM135 117V119H136V123H138V124H136L135 125V120H133L132 118H134ZM138 117H139V119H138ZM146 117V118H145ZM149 118V121H148V118ZM129 118V119H128ZM52 119L55 121V118H53L52 117ZM100 120V121H97V120ZM105 119V121H103V120ZM127 119H128V122H127ZM147 119V120H146ZM152 119V120H151ZM107 120V121H106ZM133 120V121H132ZM137 120H142L141 121V123L143 122V125H141L140 124V121L138 122ZM144 120H145V122H144ZM159 122H158V121ZM96 121V122H95ZM102 121V122H101ZM130 121V122H129ZM148 121V122H147ZM0 122H1V117H0ZM126 122V123H125ZM158 124H157V123ZM164 122V123H163ZM168 122H170V123H168ZM12 123L13 124H16L17 122H16V120H12ZM86 123H88V122H86V121H84L83 123H82V128H83V126H85L86 125ZM103 123H105V125H103ZM96 124V125H95ZM114 124V125H113ZM149 124V125H148ZM150 124L151 125H153L152 127L150 126ZM93 125V126H92ZM109 125V126H108ZM123 125H126V126H123ZM128 125H131V127H135V128H131L130 126H128ZM133 125V126H132ZM137 125H138V127H137ZM148 125V126H147ZM175 125V126H174ZM105 126H108V127H105ZM116 126V127H115ZM155 126V127H154ZM161 127V129H160V127ZM169 126H172V127H169ZM178 126V127H177ZM109 128V129H105V128ZM114 129H113V128ZM145 127V128H144ZM175 127V128H174ZM182 127V128H181ZM224 127H226L225 129H224ZM113 129V131H112V129ZM120 128V129H119ZM137 128V129H136ZM154 128V129H153ZM156 128V129H155ZM174 128V129H173ZM177 128V129H176ZM179 128V129H178ZM181 128V129H180ZM229 128V129H228ZM117 129V130H116ZM118 129H119V131H118ZM124 129V130H123ZM130 129V130H129ZM145 129V130H144ZM147 129V130H146ZM150 130V132H148L149 130ZM158 129H160V130H158ZM185 129V130H184ZM210 129H212V128H199V132H201L200 134L201 135H196V134H193V136L192 137H194L195 138V135L197 136L196 137V139H198V141H196L194 138L192 139L191 138V140H195L196 141V143L197 144H203V143H206V142H211V140L213 139L214 140V142H215V139L217 138V136H219V135H214L215 133H217V132H224V135H222V137L224 136V138L225 139H227V135H226V133H227V131H238L237 133L238 134H240L241 133V131H240V129H238L236 126H233L232 124H228V125H225V126H222V128H220V129H212L211 131H210ZM225 130L226 131V133H225V131H223V130ZM235 129V130H234ZM94 130V131H93ZM99 130V131H98ZM101 130H102V135H100V132H101ZM105 130H106V133H105ZM115 130V131H114ZM126 130H128V131H126ZM142 130V131H141ZM157 130H158V132H157ZM172 130V131H171ZM175 130V132H173ZM177 130V131H176ZM217 130V131H216ZM103 131H104V134H103ZM108 131V132H107ZM118 131V132H117ZM205 131V132H204ZM207 131V132H206ZM229 131V132H230ZM96 132V133H95ZM133 134L134 133V135H132L131 133ZM136 132V133H135ZM139 132V133H138ZM142 132H143V134H142ZM147 132V133H146ZM154 132V133H153ZM155 132H157V134L155 133ZM164 132V133H163ZM168 132H170V133H168ZM176 134L175 135V137H174V134ZM179 132V133H178ZM212 132V133H211ZM214 132V133H213ZM82 133H84V129L83 130H81V132H80V134H82ZM98 133V134H97ZM124 133V134H123ZM167 133V134H166ZM96 134V135H95ZM131 134V135H130ZM141 134V135H140ZM158 134H159V136L161 135H163L164 137H159L158 136ZM172 135L174 138H176L177 140H179V141H182V142H177L176 144L179 146V148L177 147V145H175V143H172V144H170L172 141L173 142H176L177 140H175L173 137V139L171 140V136L169 137V136H166V135ZM99 135V136H98ZM136 135V136H135ZM148 135V136H147ZM152 135V136H151ZM208 135V136H207ZM210 135V136H209ZM211 135H212V137H211ZM214 135V136H213ZM241 135V134H240ZM96 136V137H95ZM112 136V137H111ZM139 136V137H138ZM141 136V137H140ZM145 136V137H144ZM207 136V137H206ZM264 133L262 134V138L258 141V144H256V148L257 147H259L260 148V144L261 143H263V140H264ZM73 137V136H72ZM70 138V139H72L73 140V138ZM115 137V138H114ZM123 137V138H122ZM138 137V138H137ZM144 137V138H143ZM150 137V138H149ZM167 137V138H166ZM179 139H178V138ZM201 138V139H199V138ZM220 137V136H219ZM219 137H218V139H219ZM221 137V138H222ZM142 138V139H141ZM161 138V139H160ZM168 138H169V140H168ZM204 138H205V140H207L206 142H205V140H204ZM210 138H211V140H210ZM215 138V139H214ZM220 138V142H221V140H222V142H224V143H229V142H231V141H226L225 139H221ZM99 139V140H98ZM135 139V140H134ZM137 139V140H136ZM141 141H140V140ZM148 139V140H147ZM160 139V140H159ZM245 139V140H244ZM20 140V139H19ZM83 140V141H82ZM82 140L81 141H79L78 143H76V145L74 144V146H73V149H77V147H81L83 144H84V142H86V140H87V138L86 137H84V138H82ZM162 140V141H161ZM163 140H164V142H163ZM171 140V141H170ZM209 140V141H208ZM224 140V141H223ZM248 139H247V137L245 138V137H243L242 138V141L243 142H246ZM88 141V140H87ZM108 141V142H107ZM120 141V142H119ZM145 141H147V142H145ZM190 141V142H189ZM202 141H204V142H202ZM218 141V140H217ZM20 142H21V144H20V146H19V148L13 153V156H12V158H17V156L18 157H20V158H24V159H26V160H29V162H27L28 164H27V167H23V166H21V165H19L20 167L18 168H16L15 166H14V164H13V162H11V161H9L8 160V162H4V161H1L0 162V243L1 242H3V243H1L0 244V246L1 247H4V250H5V252H8V253H10V252H14V251H18L19 249H21L26 243H29L30 244V246H32V245H39V246H42V247H45V246H50V245H52V244H54L56 241H57V239H61L62 237L64 238H66V235L64 236V235H62V236H57V235H53V236H48V237H46V235H47V233L49 232V230L56 224V218L58 217V212H59V202L54 206V214H55V218L53 219L54 221H52V222H49L48 224L46 223V224H44L45 223V219L44 218H42V216H39L40 217V219L38 218V216L37 215H35L34 213L32 214V213H28V212H26V209L28 208V207H30V206H32V204L34 205V201L32 200V201H29L27 198V194H25L26 192H25V190L24 189H26L25 187L27 186V181L25 180L26 178H28V174H29V177L30 178H34L35 180H40V182H41V184H42V186L43 185H47V183H48V181L47 180H45V179H47V178H43V176H45V175H48V174H53V171H54V169H56V167H57V165L56 164H58L59 163V161L57 162V163H54V164H51V165H43V166H38V164L36 165V163H38V161H39V159L38 158H36V159H29L28 158V156L26 155V154H24V151L22 150L23 148H24V146L26 145V143L25 142H23V139L22 140H20ZM52 142V141H51ZM140 142V143H139ZM164 143V145L165 146H163L162 144ZM169 142V143H168ZM201 142V143H200ZM213 141H212V143H214ZM219 142V141H218ZM217 142V143H218ZM221 142V143H222ZM102 143V144H101ZM105 143V144H104ZM143 143V144H142ZM147 143H148V146L149 147H147ZM154 145H153V144ZM192 145H191V144ZM196 143H194V144H196ZM209 143H207L208 145H209ZM216 143V142H215ZM246 143H248V141L246 142ZM112 144V145H111ZM146 144V145H145ZM219 144V143H218ZM97 145V146H96ZM103 145V146H102ZM114 145V146H113ZM116 145L118 146V147H116ZM155 147H153V146ZM156 145V146H155ZM159 145V146H158ZM169 145H171L170 147H169ZM180 145L183 147L184 146V148L182 149V147H180ZM191 145V146H190ZM205 145V144H204ZM210 145H211V143H210ZM112 146H113V148L114 147H116L115 148V150L113 151V149H112ZM120 146L124 149H122V148H120ZM144 146V147H143ZM162 146V147H161ZM167 146V147H166ZM98 147V148H97ZM110 147V148H109ZM128 147V148H127ZM141 147V148H140ZM143 147V148H142ZM147 147V148H146ZM151 147H153V149L151 148ZM164 148V149H162L161 151H164V152H166V153H164V154H166V155H162L163 154V152H160V150L159 149H161V148ZM243 147V148H242ZM244 147H245V149H244ZM109 148V149H108ZM120 148V149H119ZM151 148V149H150ZM167 148V150L165 151V149ZM172 148V149H171ZM174 148H176V149H174ZM188 148V149H187ZM111 149H112V151H111ZM116 149H117V151H116ZM122 149V151L123 152H126L125 150H127V152L126 153H123V154H121L122 153V151H120ZM139 149V150H138ZM141 149V150H140ZM172 150V153H170L171 152V150ZM179 149V150H178ZM244 149V150H243ZM99 150V151H98ZM103 150V151H102ZM130 152H133L134 153V156L132 155L133 153H131L130 155H129V151ZM150 150V151H149ZM168 150H170L169 152H168ZM184 150V151H183ZM257 150H258V148H257ZM107 151V152H106ZM108 151H111L112 152V157H113V154H114V156L115 155H117V156H115V157H113V159H111L112 157L110 156L111 155V152H110V154L108 153ZM115 151H116V154H115ZM118 151H120V152H118ZM138 151V152H137ZM148 151H149V153H148ZM178 151H180V152H182V153H180V152H178ZM189 151V152H188ZM191 151V152H190ZM239 151H242V157L243 158H241V154L239 155V154H237ZM23 152V153H22ZM103 152H106V153H108L109 155H107L106 153V155L105 156H101L102 155V153ZM114 152V153H113ZM162 153L161 155H162V157H160L159 158V160H162V161H158V156H160V155H158L157 153ZM174 152H175V154H174ZM196 152H200L199 154L201 155H198V153H196ZM213 152V159H211V165H210V160L208 159V161H206V162H204L207 158H209L210 156H212V155H210L211 153ZM220 152V154H219V158L220 159H222V160H219V158H218V153ZM230 152V153H229ZM233 152V154H231ZM101 154V155H99V154ZM118 153L119 154H121V155H124V156H121V155H118ZM136 153V154H135ZM138 153H139V155H138ZM147 153H148V155H150V153H152L150 156L152 157V159H150V160H148L147 158H146V156H147ZM171 155H170V154ZM180 153V155H182L181 157H184V159L183 158H179L180 157V155H179V157H178V154ZM192 153H193V155H192ZM202 153V154H201ZM208 153V154H207ZM217 153V154H216ZM226 153H228V154H226ZM240 153V152H239ZM22 155V156H19V155ZM140 154H141V156H140ZM146 155V156H144V155ZM170 156H169V155ZM190 154H191V156H190ZM223 154H224V156H223ZM132 155V157H130V159H129V156H131ZM142 155L145 157V158H143L142 157ZM154 155H156V156H154ZM174 157H173V156ZM184 155V156H183ZM185 155H187V156H189L188 158H186L187 156H185ZM205 155V156H204ZM207 155H209L208 157H206ZM229 155V157L227 158V156ZM232 155V156H231ZM234 155V156H233ZM240 156V158H239V156ZM247 155V154H246ZM25 156V157H24ZM27 156V157H26ZM107 156H109V157H107ZM121 156V157H120ZM126 156H128V157H126ZM138 156V157H137ZM141 157V159H143V160H140V157ZM171 156H172V158H174L177 162H175V161H172V160H174V159H171ZM175 156H176V158H175ZM196 157V160H197V162L195 161V160H192V163L190 162L191 161V159L193 158V157ZM226 156V157H225ZM101 157H106V159H103V158H101ZM123 157L125 158V159H123ZM135 157V158H134ZM147 157H149V156H147ZM150 157V158H151ZM154 157L157 159V160H155L154 159ZM168 157H169V159H168ZM177 157L180 159V160H177ZM201 158V162H202V159L204 158V160H203V163H202V165H204V164H206V166H203L204 168L205 167H208V168H206V171H205V169L202 167V165H201V163L198 161V158ZM223 157H225V158H223ZM100 158V159H99ZM107 158H108V160H107ZM109 158H110V160H109ZM115 158V159H114ZM117 158V159H116ZM186 158V159H185ZM211 158V157H210ZM233 158V159H232ZM102 159V160H101ZM124 160V162H125V166L124 167H126V168H128V167H130V168H128L127 170H126V168H125V173H123L124 171V167H123V165H124V162L122 163V161H120V160ZM132 159H134L133 161H132ZM135 159L136 160H138V161H136L135 162ZM153 159H154V161H153ZM165 159H168L166 162V164H164L165 163ZM171 159V160H170ZM240 159H242L241 161L243 162V159L245 160V163L246 162H248L247 164H249V165H247V164H245L244 162L242 163L241 161H240ZM98 160H101V161H103V164L101 163V164H99L100 162L98 161ZM105 160H107V161H110V162H105L106 164H108L109 163V166H108V170H107V166H106V164H104V161ZM112 160H117V161H115V165H116V162H119L120 164H119V166H115L112 162H114V161H112ZM127 160V161H126ZM130 160H131V162H130ZM170 160V161H169ZM186 160V161H185ZM188 160V161H187ZM200 160V159H199ZM225 160H227L226 161V163L225 164H227V163H229L228 165H223V168L222 169H224L225 170V168H226V170L224 171V170H222L221 169V163H219V161L221 162L222 161V163H223V161H225ZM231 160V162H228V161H230ZM233 160V161H232ZM236 160V161H235ZM33 161V162H32ZM84 161V160H83ZM112 161V162H111ZM141 161V162H140ZM143 161H145V162H143ZM149 163H148V162ZM156 161V162H155ZM169 161V162H168ZM178 161H182V162H179L178 163ZM196 162L195 163V166H196V164H197V166L200 164V167L198 166L197 168L193 165L194 163L193 162ZM214 161H215V163H214ZM216 161L219 163V167H220V169L222 170V172H221V170L219 171V170H216V168H218V165H215V164H218V163H216ZM134 162V163H133ZM138 162V163H137ZM147 162V163H146ZM162 162V164L160 165V163ZM171 162H175L174 164L173 163H171ZM234 162V163H233ZM238 162V163H237ZM2 163V164H1ZM31 163V164H30ZM85 162H82V164H84ZM110 163H111V165H113L112 166V168L115 166L117 169H115V168H110L111 167V165H110ZM122 163V164H121ZM129 163V164H128ZM131 163V164H130ZM137 163V164H136ZM140 163V164H139ZM144 163H146V164H144ZM157 163V164H156ZM178 163V164H177ZM182 164V165H184L183 167H179L180 165L179 164ZM188 163H190V164H188ZM231 163H232V165H231ZM239 163H241L240 165H242V167H244V170L242 169V167H241V169H239ZM135 164V168L137 167L136 165H139L140 167H138V169H136L137 171H142V173L141 174H146V173H143V171L145 170L148 174H149V176H148V178H149V180H153L152 181V183H153V185H155L156 186V184H157V188L154 186H152V183H151V181H149L148 182V178L146 179V177H147V175L148 174H146V176L145 175H142L141 177H144L143 179L144 180H142V178L140 177V176H137V175H141L140 174V172H138L137 173V175L135 174L137 171H134L133 170V168L134 167H132L133 165ZM170 165L171 166V168L168 166V165ZM188 164V165H187ZM209 164V165H208ZM224 164V163H223ZM235 164H236V167H235ZM257 164V165H256ZM6 165V166H5ZM32 165V166H31ZM54 165V166H53ZM98 165L100 166V165H103L104 167H98ZM118 165V164H117ZM127 165H128V167H127ZM130 165V166H129ZM149 165L151 166V167H149ZM157 165V166H156ZM162 165H163V167H164V165L166 166V169L164 168V171H167L166 173L162 170L163 168H162ZM172 165H177L179 168H181V169H179L178 167V171L176 170V171H174L175 169H176V167L175 166H172ZM215 165V166H214ZM234 165V166H233ZM246 165H247V167H246ZM263 165V166H262ZM4 166V167H3ZM36 166V167H35ZM48 167V168H46V167ZM122 166V168H120ZM147 166V167H146ZM153 166V167H152ZM159 166H160V168H162V169H160L159 168ZM187 166H188V168H187ZM210 166H212V168L210 167ZM231 166H233V167H235V168H230ZM237 166H239V167H237ZM248 166H249V168H248ZM252 166V167H251ZM254 166V167H253ZM256 166H258V167H256ZM3 167V168H2ZM22 167V168H21ZM49 167H50V169H49ZM52 167V168H51ZM96 167H98V169H100L101 171H99ZM105 167H106V172L104 173V169H105ZM192 167H194L195 169H196V171H195V169L194 168H192ZM227 167H229V168H227ZM256 167V168H255ZM260 167V168H259ZM32 168V169H31ZM33 168H35V169H33ZM36 168H39V170H36ZM41 168H42V170H41ZM102 168H104V169H102ZM132 168V169H131ZM139 168H141V170H139ZM143 168H144V170H143ZM147 168H150V169H147ZM154 168H155V170H154ZM157 168V169H156ZM183 168H185L186 170L187 169H189V168H192V169H190L191 170V172H190V170H183L182 171V169ZM201 168H203V170H204V172H206V173H204L203 172V170H201ZM209 168H211V170H213V172H214V174L211 172V170L209 169ZM246 168H248V169H246ZM252 168V169H251ZM257 168H259V169H257ZM28 169H29V171H28ZM44 169V170H43ZM95 169H97V170H95ZM112 169V170H111ZM120 169V170H119ZM123 169V170H122ZM147 169V170H146ZM167 169H169V170H172L173 172L171 173L169 170H167ZM194 169V171H192ZM197 169L199 170H201V172H202V174H200V172H198L197 171ZM207 169H209V170H207ZM219 169V168H218ZM228 169H229V171H228ZM231 169V170H230ZM237 169V170H236ZM24 172V174L21 172ZM24 170V171H23ZM26 170V171H25ZM33 170H35V172H32ZM41 170V171H40ZM103 170V171H102ZM114 170V171H113ZM118 170L120 171V172H118ZM123 172H122V171ZM129 170H132V171H130L131 173H129ZM159 170V171H158ZM179 170L180 171H182V172H184V171H186V172H184L183 174V176H182V172H179ZM237 171V172H233V171ZM242 170L244 171L243 172V174L244 173H246V175L247 174H249L250 172V175H249V178L250 179H252V177L253 178H255L256 177V175H257V177L260 175V174H262L263 176H261L260 178V180H259V178H257V180H255V179H253V182H252V180L250 181V180H248V181H250V184H256L255 183V181L257 182L258 180V182L257 183H259L260 185H263V186H259L258 187V184H256V185H254V187L253 186H251V189H250V187L249 188H247L248 189V191H247V189H240V188H238L239 189V191H238V189H231V188H236V187H232L233 186V184L235 183L236 184V186L238 187H240L241 186V184H238V180L240 179V177H241V182H244L243 181V179L245 180V176L243 175L242 176ZM247 170H249V171H247ZM254 172V174H253V172ZM28 171V172H27ZM31 171V172H30ZM43 171V172H42ZM48 171V172H47ZM111 173H110V172ZM128 171V172H127ZM134 171V172H133ZM144 171V172H145ZM152 171H154V174L152 175L151 173H153ZM189 171V172H188ZM208 171V172H207ZM226 171H228L229 173H224V175L222 174L223 172H226ZM241 171V172H240ZM258 173L259 172V175L258 174H256V172ZM9 172V173H8ZM48 174H47V173ZM102 172V173H101ZM112 172L113 173H117V175L116 174H114L113 176H115L116 175V177L117 176H119L118 175V173L120 174L121 172L126 176L127 174H129L130 176L131 175H133V177H135V181H137V183H135V185H137V188H136V186H129V185H123V183H121L123 186L122 187H120L121 186V184H120V186H118V181H117V178L115 179V181H117V182H114V178L115 177H113L112 176ZM150 172V173H149ZM162 172H164V173H162ZM176 172V173H175ZM188 172V173H187ZM194 172H196L197 173V175H198V173H199V176H196V173H194ZM240 174H239V173ZM36 175H35V174ZM44 173V174H43ZM100 175H98V174ZM105 175H104V174ZM181 173V174H180ZM211 173H212V175H211ZM221 174V176H226L225 178L223 177H221L220 176V174ZM233 173H234V176H233ZM237 173V174H236ZM40 174V175H39ZM51 174V175H52ZM97 174V175H96ZM135 174V175H134ZM165 174H166V176H165ZM178 174V175H177ZM185 174L188 176V177H186L185 176ZM191 174V175H190ZM207 176H209V177H207ZM218 174H219V176H218ZM232 174V175H231ZM240 176H239V175ZM251 174H252V176H251ZM103 175L105 176V179H104V177H103ZM110 176V177H108V176ZM129 175H128V177H129ZM150 175H152V176H150ZM159 175H160V177L161 178H159V179H156V177H159ZM179 176V177H177V176ZM190 175V176H189ZM193 175V176H192ZM195 175V176H194ZM202 175H204L205 177H204V180L205 181H203V176ZM215 175H217L216 176V178H218V179H216V178H214V176ZM230 175V176H229ZM238 176V178L236 177V180H234L235 179V176ZM24 176V177H23ZM33 176V177H32ZM37 176V177H36ZM89 176V178L93 181H90L89 180V178H87ZM98 176H99V178H98ZM107 176V177H106ZM154 176H156V177H154ZM167 176H171V178L170 177H167ZM172 176H176V178H175V180L173 179L172 180ZM183 178H182V177ZM202 176V177H201ZM227 176H228V178H227ZM255 176V177H254ZM8 178V179H6V178ZM23 177V178H22ZM42 177V178H41ZM63 177H68V178H64L63 179ZM100 177H102L101 179H100ZM127 176H126V178L128 179V182H129V184L131 185L132 184V182H135V181H132L134 178H131V177H129L128 178ZM136 177H138V180H139V182H138V180H137V178ZM140 177V178H139ZM199 177V178H198ZM232 177H233V179H232ZM243 177H245V178H243ZM11 178H13V179H11ZM83 178V177H82ZM97 180V183H94L95 182V179ZM109 179V181H111V182H109V181H107V183H109V189L110 188H112V190L114 189L115 191H112L111 189V192H112V196L110 195V191H109V189H107V188H104L103 186V183L104 184H106L105 182H106V180H108ZM111 178V179H110ZM163 178H165V179H163ZM167 178H170V179H167ZM178 178H181V179H179V180H181V182H184L183 180H185V182L184 183H180L179 182V180L177 181V179ZM200 178H202V180L200 179ZM212 178H214V180L212 179ZM220 178V179H219ZM221 178H222V180H221ZM243 178V179H242ZM119 179V178H118ZM132 179V180H131ZM161 179V180H160ZM188 179V180H187ZM191 179V180H190ZM195 179H198V180H195ZM229 180L230 179V185H229V187L227 188V187H225L226 185L224 184V185H221L222 184V181H224V182H227V180ZM238 179V180H237ZM5 180V181H4ZM14 180V181H13ZM101 182H100V181ZM103 180H104V182H103ZM141 180H142V182L145 184V185H141ZM148 182V183H145L146 181ZM163 181V182H161L160 183V181ZM165 180H169V181H165ZM211 180H212V182H211ZM220 182H219V181ZM264 180V179H263ZM24 181V182H23ZM75 181V182H76ZM87 181H88V183L90 184H88L87 183ZM145 181V182H144ZM156 181H159L158 183H160V184H158V183H156ZM172 181V182H171ZM175 181H177V183L175 184ZM187 181H189L188 183H187ZM198 182V183H196V182ZM216 181H218V182H216ZM238 181V182H237ZM10 182V183H9ZM26 182V183H25ZM103 182V183H102ZM166 184H165V183ZM192 182V183H191ZM201 182H203V183H201ZM209 184H208V183ZM214 182H215V184H214ZM263 184H262V183ZM4 183V184H3ZM112 183H116L115 185L113 184V186L114 187H116V188H114V187H110V186H112ZM142 183V184H143ZM149 183H151V185L149 186ZM168 183V184H167ZM178 183H179V185H182L183 187H184V189H186V191L185 190H183V187H179V185H178ZM187 184V187L185 188V186H186V184ZM191 185H190V184ZM195 185H194V184ZM219 183V184H218ZM221 183V184H220ZM76 184V185H75ZM88 184V185H87ZM93 184V185H92ZM94 184H96L97 186H94ZM102 185V187L100 186L99 187V185ZM148 184V185H147ZM164 184V185H163ZM193 184V185H192ZM200 184V185H199ZM202 184V185H201ZM211 184V185H210ZM235 184H234V186H235ZM247 184H249V182L247 183ZM89 186V187H87V186ZM108 184H106L105 185V187L107 186ZM160 187H159V186ZM170 185V186H169ZM178 186V187H176V186ZM208 185V187H205V186H207ZM219 185H220V187H219ZM117 186H118V189H119V191H116V189H117ZM129 186V188H127ZM143 186H145L146 188H144ZM147 186H149V187H147ZM174 186V187H173ZM191 188H190V187ZM195 186V187H194ZM198 186V187H197ZM200 186V187H199ZM211 186H215V187H219L218 189H220L221 188V190H223V191H221V192H218L219 190H217V189H214V190H216L215 192L213 191V189L212 188H215V187H212L211 189L209 188V187H211ZM224 186V187H223ZM84 187V188H83ZM120 187V188H119ZM142 190H144V193H143V191H141L139 188ZM159 187V188H158ZM165 187H170L171 188V190H170V188H166V190H165ZM255 187H258V188H255ZM5 188V189H4ZM24 188V189H23ZM37 188H39V187H37ZM37 188H35L36 190H37ZM91 188V189H90ZM94 188V189H93ZM100 188H102V191H104L105 189L108 191H104L105 193H106V195H105V193L104 192H102V194H100V195H98L99 193H101V192H99L98 190H100L101 191V189ZM104 188V189H103ZM134 188V189H133ZM164 188V190L167 192L168 190V192L171 194H168V192H167V195H166V192L164 191V190H162ZM174 188V189H173ZM182 188V189H181ZM190 188V189H189ZM194 188V190L196 189V190H198V188L200 189L201 188V190L200 191H202V190H204L203 192H208V193H211L210 191L212 190V192H214L213 194L211 193V195H214V196H212V198H208V199H205V201L203 202V201H201L199 198H196L194 195H193V191H191L192 189ZM203 188V189H202ZM205 188V189H204ZM209 188V189H208ZM223 188V189H222ZM225 188H226V191L227 192H225ZM139 189V190H138ZM148 189H150V191L148 190ZM154 189H156V190H154ZM181 189V193H178V192H180L179 190ZM232 191H231V190ZM1 190H3V191H1ZM86 190L87 191H89L90 192V190L93 192L94 191V193H96V196H99L98 197V199L97 200H99V201H95V200H89V202H91V203H93V201H94V203H95V205H93V204H91L90 205V203H87L88 202V200H86L87 199V196H85V192H86ZM172 190H174L173 192H172ZM177 190H178V192H177ZM210 190V191H209ZM242 192H241V191ZM251 190V191H250ZM139 191H141V193H143V194H141ZM151 191H153V192H151ZM161 191H162V194H161ZM171 191V192H170ZM176 191V192H175ZM182 191H183V193H182ZM191 191V192H190ZM239 193H238V192ZM243 191H247V192H244V194H241V193H243ZM15 194H14V193ZM33 192V191H32ZM31 192V194L33 195V197H34V199H37V197H36V194H38L39 193V191L37 190V191H34L33 193ZM36 192V193H35ZM186 192H189L188 194L186 193ZM224 192V193H223ZM234 192L236 193L235 195H234ZM8 193V194H7ZM35 193V194H34ZM108 193H109V195H108ZM134 193V191L131 193V194H129V198H130V200H128L127 202H128V207L130 208V207H132L133 208V206H134V203L133 202H135V206H134V208L133 209H129L128 207V210H130L129 212V214H131L130 216H134V217H138L139 215V217H142V216H147V214H141V211L140 210H138L137 209V207H138V201L136 200V198H137V196H136V198H133V195H134V197H135V194H133ZM140 193V194H139ZM146 193H148L147 194V196L145 195ZM164 193V194H163ZM179 195H178V194ZM185 193V194H184ZM216 193H218V195L216 194ZM223 193V194H222ZM260 193V194H259ZM81 194V195H80ZM117 196H115V195ZM133 194V195H132ZM150 194V195H149ZM176 196H175V195ZM180 194H182V195H180ZM187 194V195H186ZM247 194H248V196H247ZM18 196L17 198H16V196ZM105 195V196H104ZM157 195V196H158ZM175 196V197H173V196ZM186 197V198H184V196ZM193 195V197H191ZM233 195L235 196V197H233ZM243 195H245V196H243ZM259 195V196H258ZM12 198V196H13V198L12 199H10V197ZM101 196H103V197H101ZM131 196V197H130ZM164 196V197H163ZM189 196V197H188ZM243 196V197H242ZM143 199H142V198ZM148 197H149V199H148ZM151 197V198H150ZM166 197V198H165ZM168 197H172V198H168ZM176 197H177V199H176ZM182 197V198H181ZM83 198V199H82ZM112 198V199H111ZM116 198V199H115ZM139 198H141V199H139ZM174 198H175V200H174ZM180 198V199H179ZM193 198V199H192ZM195 198H196V200H195ZM236 198V199H235ZM163 199H164V201H163ZM183 199V200H182ZM189 199V200H188ZM221 199V200H220ZM21 200V201H20ZM84 200H85V202H84ZM107 200V201H106ZM114 200V201H113ZM132 200H134L133 202H132ZM201 202H200V201ZM211 200V201H210ZM213 200V201H212ZM215 200V201H214ZM219 200V201H218ZM238 200V201H237ZM258 200H256L255 202L257 203V201ZM3 201H7L6 203H2ZM9 201V202H8ZM79 201V202H78ZM113 201V202H112ZM129 201H130V203H129ZM143 201V202H144ZM217 201V202H216ZM31 202V203H30ZM97 202V203H96ZM101 202H102V204H101ZM103 202H106L107 204H108V202H109V204L107 205L106 203H104V205H103ZM110 202H112V203H110ZM151 202V203H150ZM231 202V203H230ZM23 203H25L24 205H23ZM84 203V204H83ZM98 203H100L101 205H99ZM133 203V204H132ZM202 203V204H201ZM212 203V204H211ZM261 203V204H260ZM90 205V208H89V210H88V207H87V209H85L84 207L85 206H87V205ZM97 204V205H96ZM106 204V205H105ZM150 204V205H149ZM206 204V205H205ZM209 206H208V205ZM219 204V205H218ZM258 206H256L255 207V209L252 211V213L250 214V215H253V216H251L252 218H254L253 219V222L251 221L250 223H247V221L246 220H243V222L241 223V221H240V217L241 216H239V218H238V215L237 216H235V220L237 221H235V225L237 226L235 229H234V232H232L231 230H230V228L229 227H227L226 225H225V223H229L230 221L232 222V218H234V214H233V212L235 211H233V209H232V211L233 212H231V209H229V210H224L225 211V213L223 214V219H222V217L220 218V222L221 221H223V220H225V221H223V222H221V225H223L224 226V228H225V230H227V232L226 231H224L225 233H224V235H222V234H220V233H218V235L216 234V233H214V232H210V234H212V235H215L214 236V240H216V241H214V245L215 246H218V248H217V250L220 252V250H221V253H224L227 257H228V259H231V255L232 254H230V253H234V252H232V251H235V249L238 251V250H241L242 249V247H244L245 245V247L247 248V249H251L252 250V248H253V244H255L256 243V240H259V242H260V240L261 241H263L264 240V224H263V222H264V219L262 218V217H264V203L262 204V201L260 202V201H258ZM83 205V206H82ZM88 205V206H89ZM130 205H133V206H130ZM213 205V206H212ZM260 205V206H259ZM24 206V207H23ZM93 206H95V209H94V207ZM96 206L97 207H99L100 209H98L99 210V212H97L98 210H97V208H96ZM105 206H108V207H105ZM113 206V205H112ZM22 207V208H21ZM92 207V208H91ZM82 208V209H81ZM262 208V209H261ZM2 209V210H1ZM9 209V210H8ZM191 209V210H190ZM193 209H194V211H193ZM237 209V208H236ZM261 209V210H260ZM4 210V211H3ZM84 210H85V212H84ZM95 210H96V212L97 213H99V214H97V215H93L92 216V214H93V212H95ZM100 210H102V212L100 211ZM123 209H118V211H122ZM133 210V211H132ZM155 211V213H154V211ZM219 210V209H218ZM20 211V212H19ZM87 211V212H86ZM108 211H105L104 210V212L105 213H107ZM136 211V212H135ZM139 213H138V212ZM223 211V212H224ZM228 211V212H227ZM258 211H260V212H263V213H259ZM90 212V213H89ZM91 212H92V214H91ZM103 212V213H104ZM135 212V213H134ZM157 212H159V213H157ZM216 212H222L221 210H219V211H217L216 210ZM215 212V213H216ZM231 212V213H230ZM256 212V213H255ZM134 213V214H133ZM152 213V214H151ZM153 213H154V215H153ZM229 213V214H228ZM254 213V214H253ZM24 214V215H23ZM86 214H88V215H86ZM96 214V213H95ZM136 214V215H135ZM148 214V215H149ZM230 214H231V216H230ZM258 214V215H257ZM85 215V216H84ZM157 215H159V216H157ZM257 215V216H256ZM34 216H35V218H34ZM37 216V217H36ZM162 216V217H161ZM81 217H82V220H80L81 219ZM83 217H85V218H83ZM160 217L162 218V219H160ZM228 217H230L229 219H228ZM88 218V217H87ZM155 219V220H156ZM228 219V220H227ZM263 219V220H262ZM164 220V221H163ZM44 221V222H43ZM84 221V222H83ZM162 221V222H161ZM196 221V222H195ZM201 221H203V222H201ZM205 220H202L201 218H200V220H198V219H195L194 220V223L196 224V228L194 229V230H192L190 233H191V239H192V241H191V239L188 237V235H187V233L183 230H178V231H175L174 232V234L176 235H174V234H172L173 233V231H172V233H171V231L170 232H167V233H165L164 235L167 237L168 235V237L169 238H166V237H164L165 238V240H164V238L162 239L164 242H163V245H164V248H166V249H168L170 252H174V254H177L178 252V250H181V251H189V252H191V250H192V252L191 253H193L194 254V256L195 257H198L199 256V254L200 255H206V252H208V251H210L209 250V248H208V246L210 245L209 243V241H210V234L208 233V232H204V231H202V229H200V227L201 226H203V224H205V222H204ZM263 221V222H262ZM79 222H78V224H79ZM83 222V223H82ZM230 222V223H231ZM240 222V223H239ZM246 222V223H245ZM259 222H262V223H260L259 224ZM42 223V224H41ZM52 223V224H51ZM202 223V224H201ZM224 223V224H223ZM50 224V225H49ZM199 226H198V225ZM245 224V225H244ZM249 225V227H248V225ZM44 225V226H43ZM262 225V226H261ZM98 227H99V225H97ZM241 226H243V227H241ZM246 226V227H245ZM35 227V228H34ZM49 227V228H48ZM228 228V229H227ZM237 228H238V230H237ZM259 228V229H258ZM47 229V230H46ZM244 229V230H243ZM253 229V230H252ZM36 230H38V231H36ZM254 230H256L255 232H254ZM6 231V232H5ZM10 231H13V232H10ZM42 231V232H41ZM63 231H66L67 232V230L66 229H64ZM197 231V232H196ZM239 231V232H238ZM244 231V232H243ZM246 231V232H245ZM258 231V232H257ZM260 231V232H259ZM85 232H87V231H85ZM179 232V233H178ZM182 232V233H181ZM199 232V233H198ZM230 232V234L228 235V233ZM195 233V234H194ZM240 233V234H239ZM245 233V236H243V234ZM252 233V234H251ZM254 233V234H253ZM9 234V235H8ZM180 236H179V235ZM184 234V235H183ZM198 234V235H197ZM227 236H226V235ZM236 234V235H235ZM258 234V235H257ZM14 235V236H13ZM28 235V236H27ZM31 235H32V237H31ZM171 235H174V236H171ZM207 235L209 236V237H207ZM248 235V236H247ZM19 236V237H18ZM39 238H38V237ZM42 236H44L43 238H42ZM56 236V237H55ZM187 236V237H186ZM202 236H203V238H202ZM242 236H243V238H242ZM247 236V237H246ZM2 237H4V238H2ZM7 237V238H6ZM12 237V238H11ZM16 237V238H15ZM25 237V238H24ZM30 237V238H29ZM34 237H35V240H34ZM37 237V238H36ZM46 237V238H45ZM53 237V238H52ZM172 237V238H171ZM194 237V238H193ZM195 237H197V238H195ZM228 239H227V238ZM238 237V238H237ZM257 237H259V238H257ZM87 237H82L81 238V240L80 239H78V240H76L74 243V246H76V247H80V245H82L83 244V240L82 239H84V243H86L87 242V239H86ZM173 238H174V241H173ZM184 238H185V240H184ZM187 238V239H186ZM206 238H208L209 239V241H208V239H206ZM216 238V239H215ZM224 238V239H223ZM248 238V239H247ZM256 238V240H254V239ZM5 239V240H4ZM20 239V240H19ZM22 239V240H21ZM29 239V240H28ZM37 239V240H36ZM41 239V240H40ZM43 239V240H42ZM56 239V240H55ZM179 239V240H178ZM194 239V240H193ZM221 239V240H220ZM229 239H231L230 241H229ZM253 239V240H252ZM26 240V241H25ZM48 240V241H47ZM55 240V241H54ZM168 240V241H167ZM184 240V241H183ZM187 240V241H186ZM220 240V241H219ZM224 240V241H223ZM236 242H235V241ZM19 241V242H18ZM37 241V242H36ZM78 241V242H77ZM178 241H180V242H178ZM189 241H191V242H189ZM226 241V242H225ZM242 241H246V242H242ZM8 242V243H7ZM15 242V243H14ZM50 242V243H49ZM65 242H67V243H64V246L66 245V246H68V241L67 240H65ZM82 242V243H81ZM187 242V243H186ZM195 242H199L198 244L197 243H195ZM202 242V243H201ZM219 242V243H218ZM222 244H221V243ZM226 244H225V243ZM251 242V243H250ZM255 242V243H254ZM7 243V244H6ZM38 243V244H37ZM80 243V244H79ZM110 243V245H108ZM103 242V244H101V247H102V249L104 250H109V251H107V253L109 254H113V252H112V249H111V244H112V242ZM174 243H176L175 245H174ZM181 243V244H180ZM183 243H184V245H183ZM188 243H189V245H188ZM246 243V244H245ZM258 243V242H257ZM44 246H43V245ZM47 244V245H46ZM63 244V243H62ZM107 244V245H106ZM168 244H171V245H169L168 246ZM191 244V245H190ZM195 246H194V245ZM209 244V245H208ZM224 244V245H223ZM229 245V247H228V245ZM236 244V245H235ZM239 244V245H238ZM245 244V245H244ZM162 245V246H163ZM179 245V246H178ZM186 245V246H185ZM188 245V246H187ZM196 245H197V247H196ZM199 245V246H198ZM204 245H206V247L208 248V249H205L206 247L204 246ZM219 245H220V247H219ZM235 245V246H234ZM249 245V246H248ZM6 246V247H5ZM65 246V247H66ZM105 246V247H104ZM174 246V247H173ZM176 246H177V248H176ZM190 246V247H189ZM194 246V247H193ZM203 246H204V249L203 250H201L202 248H203ZM214 246V247H215ZM224 246V247H223ZM142 247V245H139L138 246V248H141ZM168 247H171V248H168ZM185 247H187V249L185 248ZM210 248H212L211 246H209ZM231 247V248H230ZM239 249H238V248ZM163 248V247H162ZM198 248V249H197ZM220 248V249H219ZM224 248V249H223ZM184 249V250H183ZM189 249V250H188ZM225 250L226 251V253H225V251H223V250ZM229 249H230V251H229ZM249 249V250H250ZM175 250V251H174ZM200 252H199V251ZM228 250V251H227ZM86 251V250H85ZM92 251H96V248L94 247L93 249H92ZM196 251V252H195ZM177 252V253H176ZM202 252V253H201ZM252 252V251H251ZM197 253V254H196ZM229 253V254H228ZM198 255V256H197ZM230 255V256H229ZM139 256L141 257V259L142 260H147L146 259V257L144 256V253L143 252H141V253H139ZM118 257H116V260L115 259H112V260H106V259H101V261H98L99 259H97V263L94 261L93 262V264H119V263H121V264H134V263H136V264H139L137 261H136V259L134 258V257H128V258H126V259H124L123 261H119V258L117 259ZM144 258V259H143ZM129 259V260H128ZM115 261V262H114ZM119 261V262H118ZM132 261V262H131ZM107 262V263H106ZM148 262H150V264H156V263H154V262H152V261H150V260H148V261H146V264L148 263ZM84 264H88V262H86V261H84ZM149 264V263H148ZM157 264H162V263H157ZM164 264V263H163Z\"/></svg>", "mask_w": 264, "mask_h": 264}]
</instances>
